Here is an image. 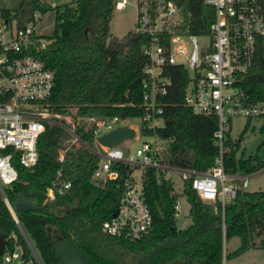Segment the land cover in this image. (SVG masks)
<instances>
[{
	"label": "trees",
	"instance_id": "obj_1",
	"mask_svg": "<svg viewBox=\"0 0 264 264\" xmlns=\"http://www.w3.org/2000/svg\"><path fill=\"white\" fill-rule=\"evenodd\" d=\"M177 1L188 31H205L213 18V7L203 0ZM37 8H52L58 28L40 51V57L55 72L49 109L71 116L75 131L88 143L92 142L91 127L85 118L139 116L145 59L141 47L148 38L134 30L122 37L110 34L114 0H70L53 7L48 0H21L15 8L0 7V12L8 16L13 11L20 17ZM168 72L171 83L161 99L167 121L156 128V133L167 140L165 162L206 171L222 155L227 174L263 168L264 159L237 154L239 139L231 138L226 130L220 149L214 136L216 116L194 113L184 103L188 71L170 66ZM238 84L252 99L264 100V37L258 40L253 63ZM68 137L61 124L47 123L37 140L36 164L26 168L13 160L18 177L3 186L42 264H62L53 246L58 237L72 239L96 264H222L224 241L232 236H238L240 244L229 253L231 256L250 246L264 248V190L237 186L235 196L222 206L218 199L202 200L190 179L183 180L179 194L189 204L190 222L175 226L171 183L163 176L157 182L151 167L145 169L143 179L153 220L151 230L132 239L105 232L101 222L116 209L121 186L112 180L92 179L97 155L83 144L68 148L59 161L58 150L66 146ZM127 167L124 164L120 169L124 172ZM58 168L70 179L71 186L48 199L46 187ZM0 236L9 252H14L17 245L21 247L22 263L39 264L1 192Z\"/></svg>",
	"mask_w": 264,
	"mask_h": 264
},
{
	"label": "built area",
	"instance_id": "obj_2",
	"mask_svg": "<svg viewBox=\"0 0 264 264\" xmlns=\"http://www.w3.org/2000/svg\"><path fill=\"white\" fill-rule=\"evenodd\" d=\"M49 2V0H48ZM213 7V18L203 32H190L177 0H114L121 9L132 3L136 9L135 28L148 40L142 47L145 56L142 72V108L139 116L87 117L92 142L88 143L75 131L73 118L69 120L53 113L49 98L55 87V72L40 57L48 36L38 31L40 20L52 8L34 9L29 15L17 17L0 12V185L7 186L18 177L16 163L32 168L38 159L37 140L47 123L61 124L69 132V141L58 150V160L73 145L83 144L97 155L92 173L96 182L112 180L121 186L118 205L109 218L102 220V229L124 238H139L152 228V214L144 190V173L155 169L157 182L163 176L171 183L174 216L181 217V201L172 172L181 180L190 179L202 200H220L222 206L231 200L241 178L240 174H227L222 155L206 171L175 167L164 160L167 140L156 133L166 122L163 95L171 83L170 66L188 71L189 78L183 95L184 103L194 113L215 115L217 127L214 136L222 149L225 124L233 116L254 117L264 115V100L252 99L239 86L243 73L251 66L258 40L264 37V0H203ZM53 7L55 2H49ZM55 21V18H54ZM206 37L207 42L200 41ZM122 105V103H120ZM62 118L65 120L62 121ZM138 118L137 125L127 120ZM131 126L134 135L115 145L100 143L98 137L114 128ZM149 135L134 151L120 147L125 140ZM127 164L125 171L120 167ZM138 169L136 178L134 170ZM71 186L69 178L58 168L46 187V198L63 194ZM115 212V213H114ZM4 258L16 256L10 252Z\"/></svg>",
	"mask_w": 264,
	"mask_h": 264
},
{
	"label": "rangeland",
	"instance_id": "obj_3",
	"mask_svg": "<svg viewBox=\"0 0 264 264\" xmlns=\"http://www.w3.org/2000/svg\"><path fill=\"white\" fill-rule=\"evenodd\" d=\"M21 0H0V7L15 8ZM63 3L70 0H49V2ZM136 9L132 3L127 4L124 8H115L112 11V16L109 22V32L111 35L122 37L127 32L134 30L135 28ZM55 21L53 13H48L43 16L38 26V31L43 35H54L58 30L55 28ZM200 41L207 42L206 37H200ZM61 117L69 120L72 118L68 115H60ZM138 118H132L127 120L129 125L139 124ZM247 124L246 128L244 127ZM225 130L229 133L231 138L239 139V148L237 154L243 157L257 156L259 159H264V115L254 117L244 116H233L229 122L225 124ZM70 137V135H69ZM69 137L66 138L65 142L69 141ZM150 139L149 135L141 134L138 138L125 140L121 143L120 147L134 151L143 140ZM139 170H134V175L137 178L139 176ZM243 175L247 179L248 185L243 187L241 185L242 179L237 178L232 180L237 186H241L246 190H264V167ZM175 185L179 190L181 187L182 180L178 172H172ZM181 201V217L183 216V223L185 225L190 222V217L187 215L188 202L184 195H180ZM212 201V200H207ZM180 225V226H181ZM260 237H257L258 241ZM240 244V238L238 236H232L224 241L223 253L224 259L222 264H264V248L259 246H250L239 255L231 256L229 253L237 248ZM4 254L1 257L0 264H29L22 263L20 258L21 247L17 245L14 249L16 256L10 260L5 259V255H10L9 251L4 248Z\"/></svg>",
	"mask_w": 264,
	"mask_h": 264
},
{
	"label": "water",
	"instance_id": "obj_4",
	"mask_svg": "<svg viewBox=\"0 0 264 264\" xmlns=\"http://www.w3.org/2000/svg\"><path fill=\"white\" fill-rule=\"evenodd\" d=\"M167 121V120H166ZM134 135V128L131 126H122L114 128L110 131H107L101 134L98 137L100 143L108 146H112L121 142L123 139L130 138ZM0 192L4 196L5 201L7 202L8 207L10 208L18 226L27 240L34 256L36 257L39 264H42V261L36 252L32 242L30 241L28 235L26 234L24 228L19 223L18 218L8 199L6 198L3 188L0 185ZM115 213V212H114ZM261 219L264 221V214ZM183 223V218H177L175 226H180ZM5 245V240L0 236V256L3 253ZM54 249L57 256L60 258L62 264H96V262L90 258L72 239L66 237H58L54 240L53 243Z\"/></svg>",
	"mask_w": 264,
	"mask_h": 264
},
{
	"label": "flooded vegetation",
	"instance_id": "obj_5",
	"mask_svg": "<svg viewBox=\"0 0 264 264\" xmlns=\"http://www.w3.org/2000/svg\"><path fill=\"white\" fill-rule=\"evenodd\" d=\"M3 254H4V252L1 254V256H0V261H1V257L3 256Z\"/></svg>",
	"mask_w": 264,
	"mask_h": 264
}]
</instances>
